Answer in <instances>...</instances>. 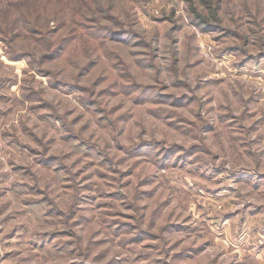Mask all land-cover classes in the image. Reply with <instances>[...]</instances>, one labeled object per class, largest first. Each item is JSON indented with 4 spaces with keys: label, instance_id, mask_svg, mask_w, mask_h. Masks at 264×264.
I'll use <instances>...</instances> for the list:
<instances>
[{
    "label": "clouds",
    "instance_id": "1",
    "mask_svg": "<svg viewBox=\"0 0 264 264\" xmlns=\"http://www.w3.org/2000/svg\"><path fill=\"white\" fill-rule=\"evenodd\" d=\"M0 79V264H264V0H0Z\"/></svg>",
    "mask_w": 264,
    "mask_h": 264
},
{
    "label": "rangeland",
    "instance_id": "2",
    "mask_svg": "<svg viewBox=\"0 0 264 264\" xmlns=\"http://www.w3.org/2000/svg\"><path fill=\"white\" fill-rule=\"evenodd\" d=\"M7 83H8L7 79H0V88L6 87ZM18 167H23V166L22 165H18ZM125 216H127V213H125ZM177 255H179V253Z\"/></svg>",
    "mask_w": 264,
    "mask_h": 264
}]
</instances>
